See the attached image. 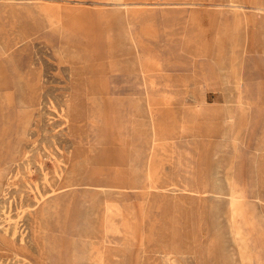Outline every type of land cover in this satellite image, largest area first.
<instances>
[{
  "label": "rangeland",
  "instance_id": "374dc122",
  "mask_svg": "<svg viewBox=\"0 0 264 264\" xmlns=\"http://www.w3.org/2000/svg\"><path fill=\"white\" fill-rule=\"evenodd\" d=\"M11 57L0 264H264V0H0Z\"/></svg>",
  "mask_w": 264,
  "mask_h": 264
},
{
  "label": "bare ground",
  "instance_id": "6f19581e",
  "mask_svg": "<svg viewBox=\"0 0 264 264\" xmlns=\"http://www.w3.org/2000/svg\"><path fill=\"white\" fill-rule=\"evenodd\" d=\"M164 1V0H163ZM261 9V8H260ZM126 19L127 21L129 22V18L128 16H126ZM134 39V38H133ZM134 42V41H133ZM138 55V54H137ZM18 63L16 62L15 58L14 57H11V58H6V59H2L0 60V85H8V84H11V83H15L16 86H18V89H22L26 86L28 87L29 86V83H32L33 81H31L30 79L26 78V77H23L19 72H18ZM75 73V72H74ZM10 75V76H9ZM73 78V77H72ZM35 83V82H33ZM29 89V88H28ZM19 91V90H18ZM6 95V94H5ZM8 95V94H7ZM20 119H21V124H20V131L18 132V138L20 139L22 137V135L25 133L27 127H28V124H29V121H30V117L28 115H24L23 113L20 114ZM19 141V140H18ZM79 155L75 156L72 158V161H75V162H78L79 163V167H83L86 165L87 161L88 160H84V158L87 159V156H86V153L84 152L83 153V150L78 152ZM83 153V155L81 154ZM24 154V153H23ZM81 154V155H80ZM15 158V154L11 151L10 153V156H9V161L11 159H14ZM76 159V160H75ZM80 177V176H79ZM72 178V177H71ZM73 179L74 180H77L76 179V174L74 172V175H73ZM87 183V182H86ZM90 185H92V187L96 188V189H99V190H103V191H107L109 190L110 187H113L112 185H107V184H103V183H100L99 181L97 180H94L92 182H88ZM184 191H190L189 188L187 187H184ZM258 198V197H257ZM260 199V197L258 198ZM39 203V202H38ZM27 208V212L29 211L31 214H34L36 210L32 209V206L31 205H27L26 206ZM4 211V210H3ZM36 218V217H35ZM33 220V219H32ZM38 220H41V216L38 218ZM39 223V222H38ZM41 223V221H40ZM1 229V228H0ZM6 229V228H5ZM35 231V229H34ZM4 233L6 234L7 236V230L6 232L4 231ZM15 234L16 232L14 231L12 235L10 236H13L12 239L15 237ZM3 235V234H2ZM4 236V235H3ZM2 236V238H3ZM40 236V235H39ZM38 236V237H39ZM33 237V236H32ZM35 238V237H33ZM38 241V240H37ZM36 241V242H37ZM40 241V239H39ZM38 241V242H39ZM4 242V241H3ZM166 246V244L164 245ZM241 250V249H240ZM243 251H245L243 249ZM245 254V252H244ZM242 257V256H241ZM251 257V256H250ZM243 258V257H242ZM248 258V256H247ZM249 260V259H248ZM40 261H41V264H48L47 263V260L44 256V253L42 252L41 256H40ZM250 262V261H249Z\"/></svg>",
  "mask_w": 264,
  "mask_h": 264
},
{
  "label": "crops",
  "instance_id": "0c3cea01",
  "mask_svg": "<svg viewBox=\"0 0 264 264\" xmlns=\"http://www.w3.org/2000/svg\"><path fill=\"white\" fill-rule=\"evenodd\" d=\"M22 104H24V105H31L32 109H33V106H34V103H31V104H30V103L25 102L24 100H22ZM24 105H23V107H22L23 109L21 110L20 114H21V113L24 114L26 111H28V110L31 109L30 107H25ZM20 114H19V115H20Z\"/></svg>",
  "mask_w": 264,
  "mask_h": 264
}]
</instances>
